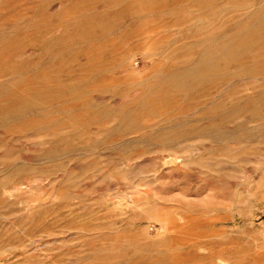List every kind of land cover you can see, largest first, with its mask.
Returning a JSON list of instances; mask_svg holds the SVG:
<instances>
[{
  "label": "rangeland",
  "instance_id": "374dc122",
  "mask_svg": "<svg viewBox=\"0 0 264 264\" xmlns=\"http://www.w3.org/2000/svg\"><path fill=\"white\" fill-rule=\"evenodd\" d=\"M0 264H264V0H0Z\"/></svg>",
  "mask_w": 264,
  "mask_h": 264
},
{
  "label": "bare ground",
  "instance_id": "6f19581e",
  "mask_svg": "<svg viewBox=\"0 0 264 264\" xmlns=\"http://www.w3.org/2000/svg\"><path fill=\"white\" fill-rule=\"evenodd\" d=\"M260 64V63H259ZM261 71V70H260ZM176 79V78H175ZM167 82V81H166ZM168 83V82H167ZM182 85V84H181Z\"/></svg>",
  "mask_w": 264,
  "mask_h": 264
}]
</instances>
